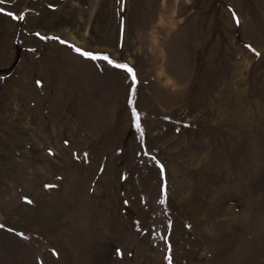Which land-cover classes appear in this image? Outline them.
I'll use <instances>...</instances> for the list:
<instances>
[{"label": "rangeland", "instance_id": "374dc122", "mask_svg": "<svg viewBox=\"0 0 264 264\" xmlns=\"http://www.w3.org/2000/svg\"><path fill=\"white\" fill-rule=\"evenodd\" d=\"M0 9V264H264V0Z\"/></svg>", "mask_w": 264, "mask_h": 264}, {"label": "snow or ice", "instance_id": "6c2138e0", "mask_svg": "<svg viewBox=\"0 0 264 264\" xmlns=\"http://www.w3.org/2000/svg\"><path fill=\"white\" fill-rule=\"evenodd\" d=\"M4 2V0H0V3H3ZM0 11H2V9H0ZM22 18V17H21ZM238 22V21H237ZM77 52H80V49L79 48H77V49H75ZM83 55H85V56H91V54L90 53H83ZM93 59H95V57H92ZM104 59L105 60H108V57H104ZM109 63H112L111 61H109ZM118 67H122V68H127V66L126 65H117ZM127 71L132 75V79H133V81L135 82V74L132 72V69L131 68H127ZM133 117H134V119H135V121H136V124H135V126L137 127V128H139L140 127V124H139V115L136 113V111L135 110H133ZM170 264H171V260H170Z\"/></svg>", "mask_w": 264, "mask_h": 264}]
</instances>
